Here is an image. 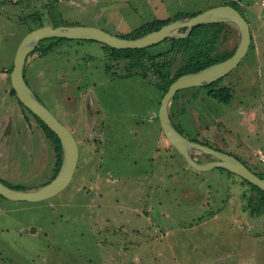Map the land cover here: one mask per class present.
Segmentation results:
<instances>
[{"label": "rangeland", "instance_id": "1", "mask_svg": "<svg viewBox=\"0 0 264 264\" xmlns=\"http://www.w3.org/2000/svg\"><path fill=\"white\" fill-rule=\"evenodd\" d=\"M235 1L251 26L253 40L239 66L218 81V87L231 88V101L213 98L208 88L193 87L180 91L174 111H183L187 138L234 155L264 175V161L259 158V151L264 154V0ZM227 3L232 1L0 2V179L16 189L31 190L55 176L53 143L38 120L7 91L10 82L3 75L13 67L17 50L31 31L41 26H95L130 37L155 20ZM255 29L262 37L256 43ZM225 32L217 44L218 54L232 51L238 43L233 29ZM57 44L60 47L44 57H28L24 69L28 81L79 141L74 128L87 133L85 113H74L71 86L63 85L61 101L56 94L57 86L75 75L74 68L78 75L87 73L89 82L81 84L76 94L87 93L93 106L100 105L104 113L99 122L105 123L100 133L105 140L102 144L98 134L101 143L89 147L81 137L85 150L81 147L79 168L58 195L40 202L0 196V264H264V218L244 209L249 185L219 168L197 171L175 150L170 158L160 121L139 122L130 116L136 107L147 119L148 109L155 105L152 95L161 98L151 79L122 76L112 82L97 63L104 53L100 43ZM93 49L99 50L92 61ZM93 64L97 66L91 71ZM137 94L139 101L133 106L131 99ZM2 133L7 135L1 138ZM195 159L207 162L209 156ZM100 176L109 183L103 186L105 178ZM110 181L117 182L115 188ZM240 189L248 190L246 197ZM96 194L102 196L98 199Z\"/></svg>", "mask_w": 264, "mask_h": 264}, {"label": "water", "instance_id": "2", "mask_svg": "<svg viewBox=\"0 0 264 264\" xmlns=\"http://www.w3.org/2000/svg\"><path fill=\"white\" fill-rule=\"evenodd\" d=\"M216 23L229 24L237 29L238 46L235 53L228 59L214 63L202 70L183 74L170 85L159 107L158 117L161 129L167 141L193 169L197 171L225 169L264 191V178L257 175L245 163L234 155L187 138L177 129L171 118V107L180 91L193 87H207L220 81L239 66L250 50L252 33L247 19L234 6L221 5L195 16L182 17L164 25L159 30L135 39L123 38L95 26H42L31 31L24 38L15 55L10 74L11 84L19 101L59 137L62 145V164L57 176L51 182L31 190L13 188L0 179V196L12 201L40 202L47 200L64 191L72 183L78 167L79 146L73 132L40 100L25 79L24 69L27 59L43 40L48 38L92 40L119 50H137L157 45L166 39L188 38L195 27ZM196 155H207L213 159L200 162L195 159Z\"/></svg>", "mask_w": 264, "mask_h": 264}, {"label": "trees", "instance_id": "3", "mask_svg": "<svg viewBox=\"0 0 264 264\" xmlns=\"http://www.w3.org/2000/svg\"><path fill=\"white\" fill-rule=\"evenodd\" d=\"M231 1L232 3L230 4L227 3L223 5H232L235 8H237L236 1L235 0H231ZM199 13H195L191 15H179L173 19L171 18V19L155 20L151 23H147L143 25L132 36L123 37V38L135 39L149 32L159 30L164 25L169 24L177 19H180L182 17L195 16ZM226 28L233 29V31L236 33V37L238 41V32L234 26L225 24V23H216V24H211V25H203V26L195 27L190 37L185 38V39H166L165 41L161 42L162 45L161 43H159L157 45L148 47L146 49H137V50H134V49H126V50H121V51L114 50V49H110V50L116 53L115 59L126 60L129 62L127 63L126 69L130 72L125 75L126 77L128 75H140L143 78H147L149 74L146 73V69L150 70L152 68V63H151L152 60L157 61L156 62L157 64L156 82H157V88L161 92L160 93L161 98L159 99V105H160L161 99L163 98L164 94L168 91L170 85L181 75L202 70L214 63H218V62L228 59L235 53L238 43L236 44V46L234 47L232 51H227L222 54L216 53L217 48H218L217 44H218L219 39L221 37H226L225 35H227V32H225ZM65 39L66 38H49L47 45L42 44V46H40L37 50H35V53H39V54L41 53L43 55L50 54V52H52L58 46L57 42L69 40V39L67 40ZM91 42H94V41H91ZM11 71H12V67H11L10 72ZM218 83L219 82H216L210 86H207L205 87V89L208 88V94L212 96L213 98L228 103L232 99V90L229 87H218ZM182 114H183V111L181 112L174 111V107H173V113L171 114L172 116L171 118L175 126L177 127V129L183 135H185L187 125L184 123ZM177 118H179V121ZM37 119L42 125V127L44 128L46 137L53 143L54 148H55V154H56V159H55L56 169H55V176H54L55 178L62 164L61 141L59 137L56 135V133L53 132L41 119L39 118ZM174 119H176L177 121ZM163 137L164 138L162 139L166 140L164 133H163ZM193 140L197 141L195 139ZM203 144H206V143H203ZM170 146L173 147L172 145ZM173 149L175 150V152L179 153L174 147ZM175 154L173 158L175 157ZM181 157L183 156L181 155ZM211 159H213V157L209 156V161ZM242 162L248 166L246 162L244 161ZM248 167L250 168V166ZM250 169L254 171L260 177L264 178V175L260 174L253 168H250ZM221 170L226 171L231 175H235L225 169H221ZM241 179L243 180L244 183H247L249 185L248 187H250L249 191L245 189L243 190L240 189L244 197H246L245 195H247L246 192L248 191V195L245 198L247 207H244V209H246V211L247 209H249L251 214L255 217L264 218V191L260 189L259 187L251 184L247 180L243 178ZM243 196L241 197L242 199L244 198ZM260 234L262 233H258V235Z\"/></svg>", "mask_w": 264, "mask_h": 264}, {"label": "flooded vegetation", "instance_id": "4", "mask_svg": "<svg viewBox=\"0 0 264 264\" xmlns=\"http://www.w3.org/2000/svg\"><path fill=\"white\" fill-rule=\"evenodd\" d=\"M77 41H84V40H77ZM89 41H92V40H89ZM94 42H97V41H94ZM98 43H100V42H98ZM41 45H39L37 48H36V50L40 47ZM95 46H98V47H102L103 48V50H104V53L101 55V56H99V58L101 57V59H99L98 58V60H97V63L98 64H101V66H103V69L107 72V74H109L112 78L111 79H113L112 80V82H116V80L115 79H118L119 81L121 80V77L122 76H124L126 79H127V77H131V76H137V75H128L127 77L125 76L127 73H129L130 71H128L126 68H127V63H129L128 61H126V60H120V59H115V52L114 51H111L110 49H114V50H118V51H121V50H119V49H116V48H113V47H111V46H109V45H106V44H103V43H100V46L99 45H95ZM58 47H60V45L58 44V46L56 47V48H58ZM146 49V48H145ZM99 50V49H98ZM98 50H96V49H93V51L91 52V54H92V56H91V60L93 61L95 58V56H96V54L98 53ZM51 53V52H50ZM32 55H35V54H38V56H39V53H35V51L34 52H32L31 53ZM30 54V55H31ZM48 55V54H47ZM40 56L41 57H44V56H46V55H43V54H41L40 53ZM39 58V57H38ZM77 61H76V63H79L80 62V60L81 59H77V58H75ZM81 62H82V60H81ZM156 60H152L151 61V63H152V68L150 69V70H147L146 69V73H148L149 74V76L147 77V78H145V79H151V82H150V85L151 86H153V87H155L156 88V90H157V82H156V78H157V64H156ZM86 66L88 65V64H86V63H84ZM110 64V65H109ZM153 64H154V66H153ZM156 64V65H155ZM26 65H27V62H26ZM25 65V66H26ZM83 65V64H82ZM96 66H97V64H93V67H91V71H93L94 70V68H96ZM29 67H31V65H29ZM83 67H84V65H83ZM90 66H87V67H85V69H87L88 70V68H89ZM13 68V67H12ZM99 68V67H98ZM10 70H11V68H6L5 69V71L3 72V75H4V77H8L9 78V82H10V87L7 89V91H9L10 92V94H12V96H16V93H14V89H13V87H12V84H11V77H10V74H11V72H10ZM112 70V71H111ZM134 72V71H133ZM73 72H71V74H72ZM74 74L75 75H73L72 76V78H70L69 77V81L67 82V83H65V81L66 80H63L64 82H62V83H60L58 86H57V99H59L60 100V93H59V91L62 89V88H64L63 87V85H67V86H71L72 87V96H74L73 97V99L75 100V103H74V106H73V108L75 109V111H74V113L77 111V113L76 114H78V113H85V131L87 132V133H84V132H81V130L80 129H75L74 128V131H76L77 133H78V136H79V141L77 140V138H76V140H77V143H78V146H79V162H78V167H77V169H76V171L78 170V168H79V164H80V159H81V147H82V149L83 150H85L84 148H83V144H82V140H81V137H84L85 138V140H86V142L84 143V145H88L89 147L91 146V143H93L94 142V144H96V143H101L102 142V140L104 141L105 139H104V136H103V138H102V136H101V133L104 131V128H105V123H100L99 122V118L101 117V115L104 113L103 111H101V107H100V105L99 104H95V102H94V105L96 106H93L92 105V99L89 97V95L87 94V93H85V94H83V95H81V96H79L78 94H76V90H77V88L81 85V84H87L88 82H89V79H90V77H88V75H87V73L86 74H80V75H78L77 74V72H76V69L74 68ZM24 75H25V79H26V81L28 82V84L30 85V82L28 81V78H27V75L25 74V71H24ZM64 76V75H63ZM143 78V77H142ZM71 79V80H70ZM117 83H119V82H117ZM117 83H116V85H117ZM33 84H35V83H33ZM36 86H37V84H35ZM31 86V85H30ZM32 87V86H31ZM220 87V86H219ZM33 88V87H32ZM33 90H34V92L36 93V90H35V88H33ZM180 93V92H179ZM37 94V93H36ZM37 96L39 97V95L37 94ZM132 96V95H131ZM158 96L159 95H152V97L151 98H154L155 99V105L152 107V108H149L148 109V111H147V115H148V118L147 119H142L141 118V111L138 109V108H134V111L130 114V116L131 117H133V118H135L136 116L139 118V122H144V121H150V122H153V121H156V120H159L158 118V116H159V107H160V105H159V99H158ZM17 97V96H16ZM177 97H178V95L176 96V99H177ZM40 98V97H39ZM40 100L42 101V99L40 98ZM162 100V99H161ZM61 101V100H60ZM94 101V100H93ZM139 101V95L137 94V95H134V98H132L131 99V103L133 104V106L134 105H137V102ZM175 101L176 100H174V102H173V104H172V107H171V114L173 113V107H174V103H175ZM43 102V101H42ZM21 103V102H20ZM62 105H63V108H65V109H67V106H66V104H64V103H62V102H60ZM22 104V103H21ZM45 104V103H44ZM161 104V103H160ZM23 105V104H22ZM46 105V104H45ZM98 105V106H97ZM24 106V105H23ZM25 107V106H24ZM26 109H28L27 107H25ZM49 108V107H48ZM50 109V108H49ZM51 110V109H50ZM68 110V109H67ZM139 111V113H137V111ZM28 111L37 119L38 117L33 113V112H31L29 109H28ZM24 115V114H23ZM24 117V116H23ZM172 117V116H171ZM58 118V117H57ZM151 118H153V119H151ZM40 119V118H39ZM38 120V119H37ZM90 121V122H89ZM39 122V121H38ZM40 123V122H39ZM146 127H148V126H146ZM42 129L44 130V128L42 127ZM71 130V129H70ZM158 130H159V128H158ZM158 130H157V132H158ZM162 130V129H161ZM72 131V130H71ZM100 131H101V133H100ZM73 132V131H72ZM44 134L46 135V133H45V131H44ZM73 134H74V132H73ZM90 134H92V137L90 136ZM98 134H99V138H101L100 140H101V142L99 141V140H97L98 139V137H96V136H98ZM3 135L4 136H6L7 134L5 133H2V137L1 138H3ZM93 135L95 136V138H93ZM75 136V135H74ZM84 140V141H85ZM166 141H167V139H166ZM104 142H102V144H103ZM167 143H168V145L170 146L171 144L167 141ZM167 150H168V155H169V157L170 158H173V156H174V149H173V147H171L170 146V149H169V147H167ZM103 158V157H102ZM212 160V159H211ZM99 169L101 170V166H99ZM75 174H76V172H75ZM74 177H75V175H74ZM100 177H103V178H105L104 179V181H103V186H105V185H107L108 183H109V179L108 178H106L105 176H100ZM150 177L152 178V169H151V173H150ZM74 179V178H73ZM142 179H144V180H147L148 178L147 177H145V178H142ZM97 181V179L95 180V182ZM116 181V180H115ZM115 181H110V182H112L111 183V185H112V187H116V185H117V182H115ZM89 190H91V189H89ZM93 192H95L94 190H93ZM96 195H98V196H96ZM95 196V198H98L99 199V197H101L102 195L101 194H96ZM149 205H150V203L148 204V207H149Z\"/></svg>", "mask_w": 264, "mask_h": 264}, {"label": "built area", "instance_id": "5", "mask_svg": "<svg viewBox=\"0 0 264 264\" xmlns=\"http://www.w3.org/2000/svg\"><path fill=\"white\" fill-rule=\"evenodd\" d=\"M20 0H0V2H9V3H15V2H19ZM259 158L264 161V154L259 151Z\"/></svg>", "mask_w": 264, "mask_h": 264}, {"label": "crops", "instance_id": "6", "mask_svg": "<svg viewBox=\"0 0 264 264\" xmlns=\"http://www.w3.org/2000/svg\"><path fill=\"white\" fill-rule=\"evenodd\" d=\"M263 4H264V2H263ZM255 31H256V40H255V43H256L259 39H262V37L258 34L259 29H255ZM251 32H252V30H251ZM252 40H253V34H252ZM10 126H11V124H10ZM8 137H10V136H8Z\"/></svg>", "mask_w": 264, "mask_h": 264}]
</instances>
